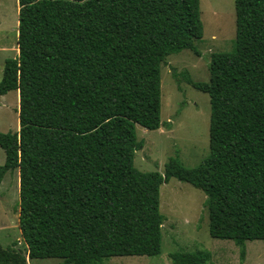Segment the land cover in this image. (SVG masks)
<instances>
[{
  "label": "trees",
  "instance_id": "obj_1",
  "mask_svg": "<svg viewBox=\"0 0 264 264\" xmlns=\"http://www.w3.org/2000/svg\"><path fill=\"white\" fill-rule=\"evenodd\" d=\"M17 49L4 61L0 96L19 95V129L0 133L4 177L18 173L25 255L0 248V264L57 259L103 264L161 254L160 187L171 179L205 195L209 235L264 241V0H234L236 52L212 54L209 82L183 76L210 103L209 153L196 168L171 158L143 173L136 127L160 121V66L188 50L201 57L199 0H17ZM172 264H209L208 251Z\"/></svg>",
  "mask_w": 264,
  "mask_h": 264
},
{
  "label": "rangeland",
  "instance_id": "obj_2",
  "mask_svg": "<svg viewBox=\"0 0 264 264\" xmlns=\"http://www.w3.org/2000/svg\"><path fill=\"white\" fill-rule=\"evenodd\" d=\"M203 38L196 47L201 57L185 50L170 55L160 66V121L158 130L136 127L143 148L134 156V167L143 173L164 171L169 159H178L189 169L196 168L209 153V97L189 86L183 76L208 83L207 65L212 54L236 52L234 0H199ZM17 0H0V80L4 61L15 58L17 49ZM19 95L12 91L0 96V133H14L18 123ZM5 154L0 148V166ZM205 195L193 186L171 179L160 187V213L163 216L161 254L148 257H113L103 264H172L169 255L177 252L208 251L209 264H264V241L246 242L240 260L239 249L231 241L215 240L209 235ZM18 173H8L0 184V248L14 246L25 255L18 228ZM28 264H60L57 259L28 260Z\"/></svg>",
  "mask_w": 264,
  "mask_h": 264
},
{
  "label": "crops",
  "instance_id": "obj_3",
  "mask_svg": "<svg viewBox=\"0 0 264 264\" xmlns=\"http://www.w3.org/2000/svg\"><path fill=\"white\" fill-rule=\"evenodd\" d=\"M161 127V126H160Z\"/></svg>",
  "mask_w": 264,
  "mask_h": 264
}]
</instances>
